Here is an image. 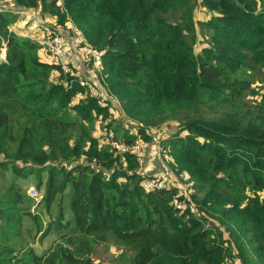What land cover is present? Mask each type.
<instances>
[{
    "label": "trees",
    "instance_id": "obj_1",
    "mask_svg": "<svg viewBox=\"0 0 264 264\" xmlns=\"http://www.w3.org/2000/svg\"><path fill=\"white\" fill-rule=\"evenodd\" d=\"M13 1L23 9L39 8L58 24L71 22L103 51L100 82L139 124L144 139L151 140V126L178 122L160 150L193 189L189 194L176 184L145 190L141 182L148 175L138 171L137 157L125 153L122 163L109 143L89 131L95 119L109 117L107 103L77 80L92 79L73 64L64 72L61 64L42 61V45L9 30L17 17L0 11V40L6 43L0 64V173L34 172L40 188L45 170L41 200L48 212L58 196L54 223L64 231L36 253L21 235L22 218L36 221L40 239L50 228L42 229L40 217L18 204L24 202L20 190L5 184L0 264H97L91 257L95 246L110 239L131 252L127 264H235V258L264 264V86L257 103L244 100L257 93L251 88L256 74L264 83V0ZM198 5L212 15L201 21L208 45L195 54ZM77 93L86 95L72 103ZM110 124L104 131L112 140L129 145L136 140L128 128L119 138L108 134ZM77 160L70 169L50 164ZM183 200L225 225L229 237L189 209L174 207Z\"/></svg>",
    "mask_w": 264,
    "mask_h": 264
},
{
    "label": "rangeland",
    "instance_id": "obj_2",
    "mask_svg": "<svg viewBox=\"0 0 264 264\" xmlns=\"http://www.w3.org/2000/svg\"><path fill=\"white\" fill-rule=\"evenodd\" d=\"M60 1L61 0H58V3H60ZM17 9L18 7L14 5L13 0H0V11H12L17 17L15 22L12 23L8 27V29L16 31L19 36L28 37L34 41H45L44 33L42 31L44 25H52L53 27L54 25H58L59 29L62 32H66L68 34L71 33L70 27L74 26L71 22L68 21L64 25L58 24L54 17H50L46 13H41V16H39L36 12L22 13L18 12ZM37 9L40 10L39 8ZM211 15V12L206 11L200 5L195 8L194 19L196 21V31L198 34V41L194 45L195 54L199 53L204 46L208 45V30L206 27H203L201 25V21H207L211 17ZM3 44L4 42L0 40V53L1 49L4 50ZM44 50L45 49L43 48L42 51L47 56ZM73 61L74 64H77L76 58H71L70 62ZM255 77L256 78L254 82L251 84V88H253L257 93H248L244 98V100L246 99L250 104L257 103L260 99V94L263 93L262 88L264 86V83L261 81L259 74H256ZM56 78L57 73L53 71L50 74V79L55 81ZM95 88L98 91L96 97L100 99L103 105L106 102L109 107V117L106 120H102L100 119V117L94 120L92 125L89 126V131L92 136L98 140L99 133L101 131H104V127H106L107 123H111L106 130L108 134H115V136H118V138L123 134L125 128H128L130 133L136 134V139H139L141 141L145 149L141 153L143 161L142 163H139L140 166L138 171H140V173H143L144 175H155L158 177L163 176L166 185H176L177 183H182L185 190L190 194L193 188L190 187L189 183L185 182L186 174H176L173 168H171L170 166L171 158L169 153L160 150L162 139L166 137L167 133H171L177 130L178 122L175 120H167L151 126V129H149L148 132L151 133L153 129L159 136L158 142L153 143L152 140L150 141L144 139L141 133L139 134V132H137V127L139 126V124H136V122L131 121L126 117L117 98H114L107 93L106 95L104 94V89H106L105 86L98 83V86L95 85ZM77 99L78 98L74 97L72 103H75ZM68 112L71 115L74 113V111L71 110H68ZM146 134L149 135L148 133ZM2 155L3 154L0 153V158H2ZM79 162H81V160L68 162L65 161L63 163L50 162V164H63L67 169H70ZM17 165L24 166L25 164L22 162H17ZM45 179L46 171L43 170L41 171L40 175L41 187L37 188L36 184L38 182V179L34 172L29 173L26 177L15 176L9 170H4L3 173H0V188H2L5 184H13L14 188L17 187L20 190L21 196L24 201L18 202V204L27 206L32 215H37L38 217H40L43 226L42 229L47 226H49L50 228L48 234L44 238L40 239L41 232L36 231L38 226L36 221L28 216H24L21 220V235L26 241L29 242V245L38 254L48 249L54 243V241L64 233V231L58 232L55 228L54 223L60 210L58 204V196L52 203L48 212L44 209L41 199L44 194V187L42 183L45 181ZM31 188L34 189L35 196L30 195V192L33 195V191L31 190ZM64 204L65 201L63 200L61 202V208L63 207V209ZM194 213L196 215H199L200 217H203L207 225H211L217 229H220L223 232L224 237H229L228 230L226 229L225 225L219 223L216 218H212L211 216L207 215L206 212L201 211L199 207H197V211H195ZM233 253L235 254L236 251H234ZM128 255H131V252L125 251L118 242L110 239L104 244L96 245L91 257L97 264H127ZM234 263L240 264V260L235 258Z\"/></svg>",
    "mask_w": 264,
    "mask_h": 264
},
{
    "label": "built area",
    "instance_id": "obj_3",
    "mask_svg": "<svg viewBox=\"0 0 264 264\" xmlns=\"http://www.w3.org/2000/svg\"><path fill=\"white\" fill-rule=\"evenodd\" d=\"M17 10L18 12H22V13H25V11L27 10H31V12H36L37 15L41 16V12L38 9L25 10L23 8L18 7ZM70 28H71V33L68 34L66 32H62L59 29L58 25H54V27L52 25H44L42 31L44 33L45 41L43 42L37 41V42H39L42 45L41 49L43 48L45 49L44 51L50 57L53 63H58L62 65L64 72L68 71L69 68L68 63L73 64L74 66L77 65L74 64V61L70 62L71 58H76L77 63L78 61H80L82 65L90 69L92 71V74L88 77L92 79V82L89 83L82 77H78L77 80L81 86L88 87L89 95L97 96L98 91L96 90L95 85L98 86V83L102 85V83L100 82L102 78L100 77L99 75L100 73H98V71H100L103 51L90 45L86 41L85 37L82 35L81 31L78 30L75 26H71ZM2 41L4 42L3 44L4 50L1 49L0 56H3L5 54L6 43L4 40ZM89 66H92V68H90ZM77 67L78 66H76L75 68L78 70ZM104 92L105 95L106 93L108 94L107 89H104ZM85 95H86L85 93L84 94L77 93L74 97L78 99H82L85 97ZM149 134L151 135L152 142L157 143L159 140V136L156 134V131L152 129L151 133ZM98 140L99 142L109 143L119 154L120 161L122 163L126 161L125 153L135 155L137 157L138 163H142L143 161L141 157V153L145 149H144V145L141 143L139 139H136L133 143L129 145L122 141H114L104 131H101L98 135ZM141 185L145 190L160 189L164 186H167L166 183L164 182L163 176L158 177L155 175H151V176L148 175L147 177H145L142 180ZM177 186L180 189L183 188L181 183H177ZM31 190L33 191V195L31 194V192L30 195L35 196L34 189L31 188ZM188 202H190V200H183L179 202L175 201L174 207L179 210L189 209L190 212L194 213L195 211L194 204Z\"/></svg>",
    "mask_w": 264,
    "mask_h": 264
},
{
    "label": "crops",
    "instance_id": "obj_4",
    "mask_svg": "<svg viewBox=\"0 0 264 264\" xmlns=\"http://www.w3.org/2000/svg\"><path fill=\"white\" fill-rule=\"evenodd\" d=\"M25 10H27V9H25ZM25 10H22V11H25ZM26 12H31V10H27V11H25V13ZM16 32V31H15ZM17 33V32H16ZM46 53V52H45ZM42 56V57H41ZM38 57L42 60V61H44V62H49V63H52L53 61H50L49 60V56L47 55H45L44 53H43V51H42V49L41 48H39V51H38ZM48 57V58H47ZM76 66H78L77 68H78V71H79V73L80 74H82V75H85V76H90L91 74H92V71L90 70V69H88V68H86L84 65H82L81 63H80V61H78V63H77V65Z\"/></svg>",
    "mask_w": 264,
    "mask_h": 264
},
{
    "label": "water",
    "instance_id": "obj_5",
    "mask_svg": "<svg viewBox=\"0 0 264 264\" xmlns=\"http://www.w3.org/2000/svg\"><path fill=\"white\" fill-rule=\"evenodd\" d=\"M5 60V54L3 56H0V64Z\"/></svg>",
    "mask_w": 264,
    "mask_h": 264
}]
</instances>
